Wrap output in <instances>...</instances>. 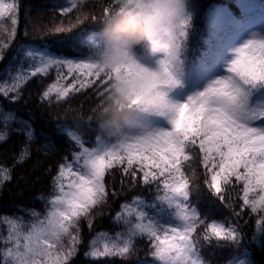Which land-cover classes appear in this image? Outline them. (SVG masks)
Masks as SVG:
<instances>
[{"label": "snow or ice", "instance_id": "obj_1", "mask_svg": "<svg viewBox=\"0 0 264 264\" xmlns=\"http://www.w3.org/2000/svg\"><path fill=\"white\" fill-rule=\"evenodd\" d=\"M116 2L120 8L123 0ZM75 6L73 4L62 11H71ZM17 11L15 4L0 0V17L13 14L10 21L13 36L18 23ZM104 11L105 16L113 12L108 8ZM185 23L186 26L190 24ZM186 35V31L181 34L184 38ZM76 43L78 51L73 58L60 56L49 49L40 53V65H29L33 77L40 72L46 73L51 66H66L68 72L61 78L72 77V83L66 87L53 84L43 93L45 98L53 90L58 99L64 98L69 92L92 88L99 81L97 93L105 100L113 80L120 79L132 92L137 88L165 87V102L156 114L137 125V130L116 139L115 143L97 136L95 147L88 148L74 132L68 131L80 151L72 153V160L59 166L54 177L50 211L40 221L39 229L35 225L25 229L22 218H2L6 235L0 237V244L5 245L0 264H44L50 255L48 249L52 247L49 236L59 242L65 235L68 245L61 244L63 259L58 264H70V257L77 252L78 219L87 217L97 204L107 202L106 170L120 165H123L122 177H131L130 183L142 181L146 186H154L157 193L152 202L134 198L123 204L116 220L124 225L125 231L117 233L102 247L92 241L85 255L93 258L123 256L130 252L133 240L142 237L149 242L153 264H206L200 256L205 244L201 241V234L197 233L201 224L210 228L216 237L238 242L236 229L226 228L215 221L207 224L191 203L184 168L186 162L199 159L211 173L210 181L205 179L206 186L214 190L221 201L224 199L222 184L230 185L234 178L235 182L243 184V204L250 205L252 212L257 211L249 192L257 185L264 192V39L247 41L237 50L225 76L215 79L203 91L180 104L170 98V93L179 84L180 51L159 59L155 70L129 62L106 71L92 60L96 44L94 33L80 34ZM3 47L7 49L9 45ZM156 50L154 48V52ZM24 52L22 48L17 55L23 56ZM3 60L4 53L0 52V63ZM19 67L22 66L12 69V76L4 82L9 86L0 90V95L15 99L12 94H18L22 86ZM73 73L78 75L73 76ZM23 78L26 81L27 77ZM161 118L170 125L168 128L159 126ZM14 121V114H3L0 140L6 139L10 123ZM24 131L30 141L32 134L27 124ZM197 148L199 153L195 151ZM24 155L22 152L18 163L23 161ZM187 166L191 167V164ZM138 173L142 175L138 177ZM10 178V174L3 177L4 180ZM161 188L163 195L159 194ZM115 194L113 190L112 195ZM261 201L264 202V196ZM99 235L104 237L106 234ZM204 239H208L206 234Z\"/></svg>", "mask_w": 264, "mask_h": 264}, {"label": "trees", "instance_id": "obj_2", "mask_svg": "<svg viewBox=\"0 0 264 264\" xmlns=\"http://www.w3.org/2000/svg\"><path fill=\"white\" fill-rule=\"evenodd\" d=\"M5 3L16 5L18 23L13 36L10 22L13 14L0 17V52L4 53L0 63V90L9 86L4 82L17 66H22L18 68L22 86L18 94H12L15 99L0 95V123L4 113L15 116L6 139L0 140V237L6 235L3 217L22 218L25 229L32 225L37 229L41 227L40 221L51 208L50 197L59 166L71 161L72 153L80 151L68 131L74 132L88 148L95 147L97 136L115 143L116 139L101 136L98 131L97 113L104 100L97 93L99 81L92 88L69 92L64 98L58 99L55 90L45 98L43 93L53 84L66 87L72 83V77L61 78L68 72L66 66H51L46 73L40 72L33 77L29 65H40V53L49 49L73 58L78 51L79 35L99 31L106 17L105 8L111 12L119 7L116 0H5ZM73 4L76 6L71 11H62ZM188 11L190 24L179 55V84L170 93L173 102L174 96L183 93L184 88L187 92L195 91L196 86L230 55L229 47L241 38L256 35L264 39V0H189ZM5 44L9 45L7 49L3 47ZM22 48L24 55L18 56ZM159 54L153 53L148 44L135 49L136 58L140 60L154 62ZM75 75L78 74L73 73ZM23 77H27L26 81ZM164 120L161 118L158 123ZM25 124L31 130L30 141L24 131ZM195 151L199 153L198 148ZM22 152L25 153L23 161L18 163ZM122 167L106 170L107 202L97 204L87 217L78 219L77 252L70 257V264H153L149 242L142 237H136L130 252L123 256L93 258L85 255L92 241L102 247L117 233L125 231L124 225L116 220L123 204L134 198L152 202L157 193L154 186H146L142 181L130 183L131 177L121 176ZM184 172L190 185L191 203L207 224L215 221L236 229L239 240L232 243L213 235L205 224L199 225L197 233L205 244L200 256L206 264H228L239 258L245 260L244 264H264V222H258L264 220V202L261 201L264 192L260 186L249 192L250 201L257 209L252 212L250 205L243 204V184L235 182L234 178L232 184H222L224 199L221 201L214 190L206 186L205 179L210 181L211 173L199 159L186 162ZM8 174L11 178L4 180ZM141 175L138 173V177ZM113 190L115 195H112ZM163 192L161 188L159 194ZM101 233L106 235L101 237ZM52 240V247L48 249L50 255L44 264H58L63 259L61 244L68 245L67 235L59 242L53 237ZM4 247L0 244V258Z\"/></svg>", "mask_w": 264, "mask_h": 264}, {"label": "clouds", "instance_id": "obj_3", "mask_svg": "<svg viewBox=\"0 0 264 264\" xmlns=\"http://www.w3.org/2000/svg\"><path fill=\"white\" fill-rule=\"evenodd\" d=\"M189 0H123L122 6L105 17L96 38L94 63L111 71L137 62L135 49L151 46L153 53L170 56L181 50V34L190 22ZM154 48L157 49L154 52ZM167 89L137 88L134 92L114 79L98 113L101 136L119 139L137 130V125L156 114L165 102ZM136 103H133V101Z\"/></svg>", "mask_w": 264, "mask_h": 264}, {"label": "rangeland", "instance_id": "obj_4", "mask_svg": "<svg viewBox=\"0 0 264 264\" xmlns=\"http://www.w3.org/2000/svg\"><path fill=\"white\" fill-rule=\"evenodd\" d=\"M5 2V0H4ZM253 38H258L256 35H249V36H245L244 38H241L238 42H236L235 44L231 45L229 47L230 50V55H227L225 57V59L222 61V64L214 71V73H212L211 75H208L204 78V80L202 82H200L197 86H196V90H190V91H186V89L184 88V92L177 94L174 96V101L175 103H184L187 101V99L190 96H193L201 91H203L211 82H213L215 79L217 78H222L223 76H225L227 74V68L229 67V65L231 64V62H233L236 58V52L237 50L243 46L247 41L253 39ZM163 58L162 54H159L157 57V60H155L154 62H150V61H146V60H140L137 59V62L139 64H141V66L148 68L149 70H155L156 67V62ZM178 79V78H177ZM179 81V80H178ZM160 127L162 128H168L170 125H168L167 121L164 120L161 123H158ZM54 239V238H53ZM49 241L52 242V237L49 236ZM55 241V240H54ZM244 259L239 258L236 259L235 261H233L231 264H244Z\"/></svg>", "mask_w": 264, "mask_h": 264}]
</instances>
